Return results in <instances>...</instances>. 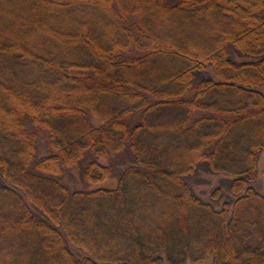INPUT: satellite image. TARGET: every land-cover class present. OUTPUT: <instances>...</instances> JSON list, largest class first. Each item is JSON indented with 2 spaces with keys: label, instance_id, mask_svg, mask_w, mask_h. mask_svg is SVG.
Listing matches in <instances>:
<instances>
[{
  "label": "trees",
  "instance_id": "obj_1",
  "mask_svg": "<svg viewBox=\"0 0 264 264\" xmlns=\"http://www.w3.org/2000/svg\"><path fill=\"white\" fill-rule=\"evenodd\" d=\"M262 86L264 0H0V264H264Z\"/></svg>",
  "mask_w": 264,
  "mask_h": 264
},
{
  "label": "rangeland",
  "instance_id": "obj_2",
  "mask_svg": "<svg viewBox=\"0 0 264 264\" xmlns=\"http://www.w3.org/2000/svg\"><path fill=\"white\" fill-rule=\"evenodd\" d=\"M167 1H170V0H167ZM234 59L237 62L253 60L247 57L241 58L237 55H235ZM258 90L264 94V86L258 88ZM93 123L96 126H99V123L97 121L94 120ZM45 149L46 147L41 144L40 157H43L45 155V152H44ZM101 164H106V162L101 161ZM199 171H200L199 175L191 179L189 182L191 186L193 187V190L195 191V193L199 195L204 201L208 203H212L217 210H220L221 208H223L224 203L234 201L236 198H238L240 194L242 195L245 194L244 193L245 191H244L238 195H235L231 191L232 190L231 184L235 180V177H232L226 174H219V175L211 174L210 172L206 171L205 167L204 168L202 167L201 170ZM59 180L60 182L68 186L72 191L85 189V185L83 184V180H82V170L80 169L68 170L65 176ZM117 184H118V180L115 175L112 178L104 181L102 184L91 186L89 190H95V189H100V188L114 189L117 187ZM248 187L254 189L256 192L264 196V152H261L259 154L258 162H257V176L255 180L250 181L248 183ZM216 191H217V194H216L217 199L214 200L212 199L211 196ZM73 251L79 256H82L81 253L75 252L76 250L73 249ZM162 264H167V263L166 261H164ZM187 264H193V263L188 262ZM195 264H213V260L209 259V260L195 263Z\"/></svg>",
  "mask_w": 264,
  "mask_h": 264
}]
</instances>
